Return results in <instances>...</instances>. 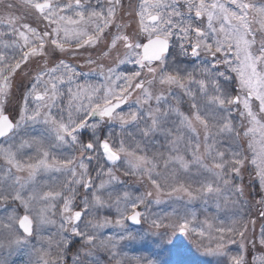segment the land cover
<instances>
[{
	"label": "snow or ice",
	"instance_id": "obj_1",
	"mask_svg": "<svg viewBox=\"0 0 264 264\" xmlns=\"http://www.w3.org/2000/svg\"><path fill=\"white\" fill-rule=\"evenodd\" d=\"M192 250L264 264V0H0V264Z\"/></svg>",
	"mask_w": 264,
	"mask_h": 264
},
{
	"label": "rangeland",
	"instance_id": "obj_2",
	"mask_svg": "<svg viewBox=\"0 0 264 264\" xmlns=\"http://www.w3.org/2000/svg\"><path fill=\"white\" fill-rule=\"evenodd\" d=\"M125 3H127V0H125ZM75 62V61H73ZM131 65H122L121 70H129L131 69ZM86 70V69H85ZM19 76L17 77V81H19ZM90 79L95 80V77H90ZM248 175L245 173L244 175V182L245 184L248 183ZM253 190L251 187L247 189V191ZM254 214V213H253ZM259 229V224H257V230ZM46 234V233H45ZM33 243H35V240H33ZM232 250H236V246H232ZM9 264H22V262L26 259L24 254H14L12 256L5 257ZM182 259L187 261V264H202L203 260L205 259L204 257H201L198 253H196L194 250L191 252H185L183 255ZM68 264H71V252H69L68 256Z\"/></svg>",
	"mask_w": 264,
	"mask_h": 264
}]
</instances>
